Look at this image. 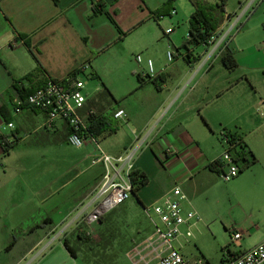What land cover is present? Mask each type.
Here are the masks:
<instances>
[{
    "label": "crops",
    "instance_id": "0c3cea01",
    "mask_svg": "<svg viewBox=\"0 0 264 264\" xmlns=\"http://www.w3.org/2000/svg\"><path fill=\"white\" fill-rule=\"evenodd\" d=\"M238 1L239 8L227 10L230 16L224 26L250 3L253 2L250 8L256 2L263 4L260 0ZM99 2L105 12L98 11ZM175 2L169 6L168 0H0V254L11 253L21 237L38 233L13 264H22L29 257L30 262L34 261L40 254L34 252L47 239L49 243L58 240L65 246L64 241L70 240L68 233L79 230L74 232L77 237L83 232L86 224L82 216L91 210L89 204L104 172L101 164L92 163L96 146L92 141L87 142L85 147L95 146V152L87 156L90 167L75 176L87 174L82 186H87L86 192L80 197L64 198L69 204L63 211L57 203L56 218L51 211H40L71 182L53 178L45 182L43 171L38 169V154L43 152L44 156L50 146L67 142L68 126L59 122L54 129H47L46 113L29 107L15 113L10 104L14 85L20 82L24 87L35 88L44 83L46 74L63 80L73 76L84 63L89 67L79 77L89 75L103 85L94 97L87 94L88 107H94L99 117L113 125L123 120L114 118L115 111L121 108L128 115L123 122L131 135L112 155L137 147L136 169L149 177L138 192L137 213H145L147 206L160 201L174 185H180L187 195L185 207L195 208L200 216L197 223L210 225L221 221L230 234L233 230L243 232V239L252 231H261L253 244L244 247L241 241V247L233 245L236 254L264 239V76L255 80L245 74L236 80L231 73L243 68L239 60L242 51L247 56L264 59L260 19L254 17L258 11L253 8L242 18L241 28L235 33L239 35L232 36L228 44L238 61L236 69L226 68L220 61V51L214 50L212 44L206 45L208 49L198 56L191 49L181 54L183 61L174 58L170 62L176 61L168 64L165 48L176 46L177 38L174 29L166 33L172 28L165 27L169 22L165 16L172 17ZM143 32L148 37L144 39L147 42L140 41L142 50L149 49L152 43L159 45L147 56L153 60L155 82L152 78L146 81L139 78V75L146 77L149 70L146 61L138 62L135 55V34ZM116 46L121 49L116 51ZM114 53L122 59L128 82L120 92L112 90L113 94L107 85L111 87L114 80L106 70L100 72L98 62ZM258 69L264 71V66ZM38 70L43 74L24 79L31 71ZM241 93L243 97L239 96ZM112 99L116 105L109 104ZM7 121H12L14 127H6ZM116 126L115 132L95 135L99 143L102 138L117 135L120 129ZM223 129L241 135L256 156L254 164L226 184L211 168L212 162L222 155L224 145L218 135ZM6 143L11 144L9 151L5 150ZM226 193L232 213L228 219L224 216ZM36 214L41 219L31 220ZM104 220L100 221L101 228ZM18 228H23L22 235L13 236ZM177 244L182 250V241ZM224 260L221 264L226 263L227 255Z\"/></svg>",
    "mask_w": 264,
    "mask_h": 264
},
{
    "label": "rangeland",
    "instance_id": "374dc122",
    "mask_svg": "<svg viewBox=\"0 0 264 264\" xmlns=\"http://www.w3.org/2000/svg\"><path fill=\"white\" fill-rule=\"evenodd\" d=\"M249 1L250 0H247L245 3H248ZM176 2L175 8L177 10V14H173L172 17L165 16V18L169 21L165 27H171L172 30H175L177 42L176 46L172 44L169 48H165V54H167L168 51H172L177 57H175L176 60L180 59L183 61L181 54L187 52V49H185L183 44L188 36L189 19L193 9L189 0H179L177 3ZM239 4L238 0H229L227 10L232 12L234 9L239 8ZM253 8H256V11H258L254 17L258 20L260 19V27L263 37L262 41L264 43V4L258 5L256 2ZM226 24L227 23H225V26ZM226 28L228 27L226 26ZM145 32L141 35L135 34V55L141 54L147 63L149 51L154 47L159 48V45L152 43L149 46V49L144 48L142 50L140 48V44H142L140 41L142 39L144 42H147L144 39L148 37ZM232 35L233 38H235L239 34H235L234 32ZM232 46H234V43ZM116 47V51L121 49L120 46ZM191 49L195 50L193 55L198 56L199 53L205 52L208 47L205 44H199L194 45ZM247 55V52L244 51L239 53V60L242 62L241 64H243V68L241 70H235L231 73L235 75L236 80L244 78L245 74L253 76L255 80H262L264 71L258 69V67L264 66V59L262 58V60L255 55ZM167 59L168 57L166 58V62L168 64H173L176 61L168 62ZM121 63L122 59L117 56V53L108 54L106 57L101 58L98 62L100 72L103 73L106 70V74L110 75L114 80L113 83H111V87L106 84L107 87L111 91L114 90V92L117 93L120 92L123 84L128 82V78L124 74L125 71ZM82 78L86 83L85 92L90 97H94L98 93V88L103 86L101 81H99L98 78H92L91 76L84 74L82 75ZM106 95V97H108V94ZM239 96L243 97L244 94L241 93ZM111 103H114L115 105L117 104L114 99L109 102V104ZM132 103L135 105V98H133ZM116 125L118 126V129H120L117 135L100 139L102 149L111 155L116 152L120 144L122 142H126L131 135L130 131L127 129L126 123L123 122V120H120L117 123L115 122L113 126ZM219 136L220 135H218V137ZM218 143L220 144V140H218ZM94 144H87L86 147L85 145L76 147L63 141L50 146V150H47L44 156L43 152L38 154V169L43 171L45 177H42L45 182L51 178L58 179L59 182H63L68 179L71 180L70 184L64 189H61L57 194L53 195L50 200L44 204V207L40 209V211H51L54 214L53 216L56 218L59 211H55V205L57 203L60 204V210L63 211V209L66 208L64 206L69 204V200L63 201L64 198L69 195H72L73 198L80 197L86 192L87 186H82L87 179V174L78 175L77 177L75 176L80 170L88 166L90 167V159H88L87 156L89 153L95 152L96 145L94 146ZM224 152L225 149L223 147L221 154L223 155ZM234 179L235 178L230 181H233ZM222 181L225 182V184L229 182L224 181L223 179ZM225 199L226 203L224 216L228 219L232 217V213L229 211L231 206L229 204V197L227 193ZM138 204V199L132 195L125 203L103 217L105 219L103 228L100 227V222L92 225L93 228L87 227L81 223L85 227L83 231L88 232L89 230L91 233L88 234L90 236L88 240L83 239L82 242L77 243L79 248L78 257H72L66 247L58 240L49 243V240L47 239L34 252V255L36 253H40L39 256L32 262H30L29 257V259L24 261L22 264H131L126 256V251L130 246L135 245L136 242L138 243V241L142 240L144 236L151 233V230L153 229L148 216H146L144 212H136V210L139 209ZM191 209L195 210L193 207ZM40 219L41 218L38 217V214H36L31 220L39 221ZM22 230L23 228H18L13 233V236L20 237L22 235ZM76 231L68 233L67 236L72 244H76V233H74ZM192 231L193 236L190 237L189 241L184 238H180V242L182 241L183 252L192 258L204 257L206 264H221L224 257L228 254L225 247L228 244L233 243L231 234L226 229L225 225L221 221L210 225H207L205 222H199L193 226ZM260 235L261 231H252L251 235L246 236L242 240L243 246L247 247L253 244L260 237ZM37 237L38 233L28 234L25 238L21 237L18 245L11 253L8 254L7 252H3L0 254V264H13L14 261L25 252L31 240H34ZM233 245L234 244L231 245V250L235 249Z\"/></svg>",
    "mask_w": 264,
    "mask_h": 264
},
{
    "label": "built area",
    "instance_id": "2783aa9c",
    "mask_svg": "<svg viewBox=\"0 0 264 264\" xmlns=\"http://www.w3.org/2000/svg\"><path fill=\"white\" fill-rule=\"evenodd\" d=\"M260 2L264 4V0ZM252 3L236 19L228 21L226 24L228 28L223 25L224 27L222 26L211 37L209 44L214 46V50L220 51L221 54L228 46L232 34L241 28L242 18L252 9L250 8ZM171 13L175 14L176 10L173 9ZM172 31L169 28L166 33ZM167 57L172 61L175 55L172 51H168ZM136 60L142 62L144 58L141 54H137ZM147 66L149 70L146 74L152 76L154 67L151 58L147 59ZM88 67L87 63L82 64L73 76L63 80L46 74L44 83L27 95H22L18 89H15L13 103L15 113L22 112L25 107L46 113L47 129H54L59 122L66 123L67 142L73 146L81 147L89 141L95 143L97 153L93 156L92 163L101 164L104 172L89 204L91 210L82 216L83 223L92 228V225L100 222L106 214L118 208L133 195L132 173L136 170L137 147H130L116 156L102 149L91 130V124L99 117V113L94 107H88L86 83L79 77ZM113 116L124 121L128 117L126 111L121 108L115 111ZM5 126L13 128L14 123L7 121ZM232 134L224 129L220 132L225 152L219 157L222 162L219 176L227 182L236 178L243 166L228 151ZM186 201L187 195L182 187L174 185L164 193L160 201L145 208V213L153 223V230L126 252L131 264H206L204 257L194 259L187 257L177 244L180 238L189 241L193 236L192 228L200 219L195 210L185 207ZM86 233L88 235L91 231L88 230ZM231 237L232 244L241 247L244 233L233 230ZM225 264H264V239L235 256L227 254Z\"/></svg>",
    "mask_w": 264,
    "mask_h": 264
},
{
    "label": "trees",
    "instance_id": "16d2710c",
    "mask_svg": "<svg viewBox=\"0 0 264 264\" xmlns=\"http://www.w3.org/2000/svg\"><path fill=\"white\" fill-rule=\"evenodd\" d=\"M175 0H168V5L172 6ZM191 4L194 7V11L192 12L190 19H189V31L186 41L184 42L183 46L187 51L191 50V48L194 45L199 44H209V40L211 37L223 26L224 21L228 16H230L227 13V3L228 0H219L216 2H208L206 0H189ZM104 5L99 2L97 5L98 11L105 12L104 11ZM108 15H110L108 12H106ZM220 61L228 68L229 70H234L238 67V61L235 57V53L233 50L227 46L220 54ZM76 73V72H75ZM43 72L40 70L38 71H31L28 73L24 79L32 78L36 75H41ZM140 80L146 81L147 79H151L152 76L146 75V77H143L139 75ZM152 80L155 82V79L152 78ZM15 89H18L22 95H27L30 92H32L35 88H27L22 85H20V82L15 83ZM41 86V85H40ZM105 93L109 94V91L107 88L105 89ZM13 104V97L10 100V104ZM3 113H4V107H3ZM4 115V114H3ZM5 116V115H4ZM6 120H9L8 117H5ZM113 124L109 121H106L102 116L95 119L91 124V130L95 135H99L100 133H103L104 131H110L115 132L116 129L112 127ZM227 132L233 133L232 138L229 142L230 147L228 151L233 154V157L237 162H241L243 164L242 170L245 168L251 166L256 162V156L255 154L248 148L246 143L243 141L241 135H239L237 132H231L226 129H224ZM221 140V139H220ZM11 148L10 143L5 144V150L9 151ZM220 165H222V162L220 159H216L212 162L211 168H213L218 174L221 172ZM132 179L134 184L133 189V195L140 201V198L138 196L139 190L145 186L148 181L149 177L147 174L139 169H136L132 173ZM117 209V208H116ZM101 220H104L102 218ZM86 231L78 233L75 241L76 244H71L70 240L66 239L64 241L65 247L70 253L72 257H78L79 254V248L77 246V243L82 242L83 239L88 240L90 238L89 235H86ZM104 234V232H103ZM226 250L228 251V254L231 256H235L236 252H233L231 250V244H228L226 247ZM225 260L223 259L222 262Z\"/></svg>",
    "mask_w": 264,
    "mask_h": 264
}]
</instances>
